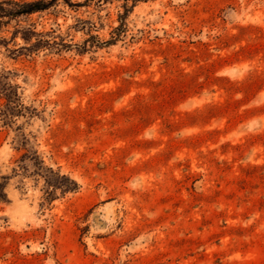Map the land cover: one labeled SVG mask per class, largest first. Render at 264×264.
Returning <instances> with one entry per match:
<instances>
[{"label": "rangeland", "instance_id": "obj_1", "mask_svg": "<svg viewBox=\"0 0 264 264\" xmlns=\"http://www.w3.org/2000/svg\"><path fill=\"white\" fill-rule=\"evenodd\" d=\"M36 1L0 0V264H264V0Z\"/></svg>", "mask_w": 264, "mask_h": 264}, {"label": "trees", "instance_id": "obj_2", "mask_svg": "<svg viewBox=\"0 0 264 264\" xmlns=\"http://www.w3.org/2000/svg\"><path fill=\"white\" fill-rule=\"evenodd\" d=\"M107 0H84V1H74V0H63L64 4H67L69 6H76V7H80V6H90L91 4H96L97 6H102V4H104V2H106ZM134 1H140V0H134ZM128 2V0H127ZM61 0H38L36 2L33 3V5H35L37 11H44V10H50V9H54V11H56L55 9L60 5ZM78 24L79 26H76L77 28H81L82 30H85L86 28L89 29V34H90V39H88L86 41V45H85V49L87 50L89 47V42H91V46H102L104 44H112L113 42H115V40H117V37L121 36V33L125 32L123 25H120L119 27H116L113 31V36L110 40L106 41V42H101L100 41V37L99 35H93L92 31L96 30L97 26L91 22V21H87V20H82L79 19L78 20ZM125 24V23H124ZM28 40V38H26ZM40 42H42V40H40ZM6 197V193H5V183H0V200L1 199H5Z\"/></svg>", "mask_w": 264, "mask_h": 264}]
</instances>
